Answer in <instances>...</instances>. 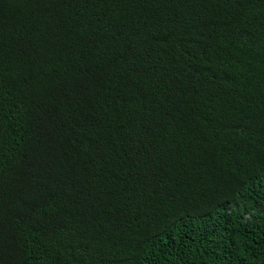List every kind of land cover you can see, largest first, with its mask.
I'll return each instance as SVG.
<instances>
[{"label":"trees","instance_id":"trees-1","mask_svg":"<svg viewBox=\"0 0 264 264\" xmlns=\"http://www.w3.org/2000/svg\"><path fill=\"white\" fill-rule=\"evenodd\" d=\"M0 264H264V0H0Z\"/></svg>","mask_w":264,"mask_h":264}]
</instances>
